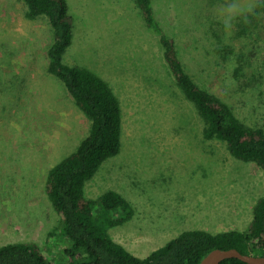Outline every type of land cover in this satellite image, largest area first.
<instances>
[{
  "label": "rangeland",
  "instance_id": "obj_1",
  "mask_svg": "<svg viewBox=\"0 0 264 264\" xmlns=\"http://www.w3.org/2000/svg\"><path fill=\"white\" fill-rule=\"evenodd\" d=\"M72 42L64 64L103 79L121 108L119 153L86 182V198L119 193L132 216L107 230L137 258L183 231H243L264 195V171L202 137L204 123L175 85L134 0H65ZM192 80L264 131V0L226 36L214 0H151ZM21 0H0V246L33 243L57 263L70 244L44 192L48 170L70 154L89 122L45 71L46 18Z\"/></svg>",
  "mask_w": 264,
  "mask_h": 264
},
{
  "label": "trees",
  "instance_id": "obj_2",
  "mask_svg": "<svg viewBox=\"0 0 264 264\" xmlns=\"http://www.w3.org/2000/svg\"><path fill=\"white\" fill-rule=\"evenodd\" d=\"M21 1L25 18H46L51 41L45 71L62 84L89 127L74 150L48 170L44 181L47 200L60 218V234L70 244L63 251L65 262L57 263L33 243L19 242L0 246V264H198L214 249L264 256V195L256 200L245 230L183 231L144 258L133 256L109 237V228L131 218L132 207L112 190L95 199L86 198L84 187L106 159L119 153V101L94 72L64 64L63 55L72 42V17L66 1ZM134 4L144 26L158 36L162 61L175 85L204 123L202 137L224 143L233 158L252 162L264 171V131L244 125L226 102L197 86L185 72L173 38L158 25L151 0H134ZM220 264L246 263L225 259Z\"/></svg>",
  "mask_w": 264,
  "mask_h": 264
},
{
  "label": "clouds",
  "instance_id": "obj_3",
  "mask_svg": "<svg viewBox=\"0 0 264 264\" xmlns=\"http://www.w3.org/2000/svg\"><path fill=\"white\" fill-rule=\"evenodd\" d=\"M257 5L258 0H214L215 16L226 36L233 35L238 24H247Z\"/></svg>",
  "mask_w": 264,
  "mask_h": 264
},
{
  "label": "water",
  "instance_id": "obj_4",
  "mask_svg": "<svg viewBox=\"0 0 264 264\" xmlns=\"http://www.w3.org/2000/svg\"><path fill=\"white\" fill-rule=\"evenodd\" d=\"M225 259H237L246 264H264V256L244 255L236 249H214L205 255L198 264H220Z\"/></svg>",
  "mask_w": 264,
  "mask_h": 264
}]
</instances>
